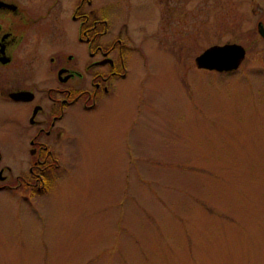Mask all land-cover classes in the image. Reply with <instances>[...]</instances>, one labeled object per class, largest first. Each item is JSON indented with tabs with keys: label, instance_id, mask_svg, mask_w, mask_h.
<instances>
[{
	"label": "rangeland",
	"instance_id": "obj_1",
	"mask_svg": "<svg viewBox=\"0 0 264 264\" xmlns=\"http://www.w3.org/2000/svg\"><path fill=\"white\" fill-rule=\"evenodd\" d=\"M246 4L190 37L193 54L237 39L233 71L153 48L110 100L72 111L64 176L34 196L0 190V264H264V43ZM14 115L0 100L1 161L16 171Z\"/></svg>",
	"mask_w": 264,
	"mask_h": 264
},
{
	"label": "flooded vegetation",
	"instance_id": "obj_2",
	"mask_svg": "<svg viewBox=\"0 0 264 264\" xmlns=\"http://www.w3.org/2000/svg\"><path fill=\"white\" fill-rule=\"evenodd\" d=\"M209 1L199 0L204 11L196 18L192 0H0V100L15 109L12 139L21 162L13 171L0 156V190L34 196L64 176L72 111L110 100L117 79L132 61H150V49L166 46L175 50L172 61L194 62L210 45L241 44L227 38L190 53L196 47L190 37L211 21L210 12L222 24L234 15L227 4L244 1L264 43V0Z\"/></svg>",
	"mask_w": 264,
	"mask_h": 264
},
{
	"label": "water",
	"instance_id": "obj_3",
	"mask_svg": "<svg viewBox=\"0 0 264 264\" xmlns=\"http://www.w3.org/2000/svg\"><path fill=\"white\" fill-rule=\"evenodd\" d=\"M264 36V31L260 29ZM243 54L240 44L210 45L195 56V65L207 69L224 71L238 66L239 59Z\"/></svg>",
	"mask_w": 264,
	"mask_h": 264
}]
</instances>
